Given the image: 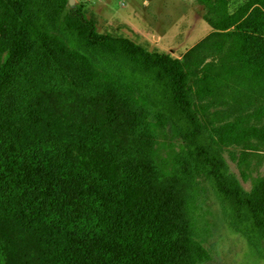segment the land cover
Here are the masks:
<instances>
[{
  "label": "trees",
  "instance_id": "trees-1",
  "mask_svg": "<svg viewBox=\"0 0 264 264\" xmlns=\"http://www.w3.org/2000/svg\"><path fill=\"white\" fill-rule=\"evenodd\" d=\"M68 1L12 0L17 19L5 31L0 105L22 67L32 68L43 89L0 118V264L198 261L188 246L204 231L194 192L134 149L105 90L61 105L50 93L61 83L52 66L58 56L142 98L145 123L167 125L180 137L204 170L222 221L264 260V211L207 133L188 73L167 55L99 33L77 6L67 9ZM252 6L238 24V58L263 74L264 0Z\"/></svg>",
  "mask_w": 264,
  "mask_h": 264
},
{
  "label": "rangeland",
  "instance_id": "rangeland-1",
  "mask_svg": "<svg viewBox=\"0 0 264 264\" xmlns=\"http://www.w3.org/2000/svg\"><path fill=\"white\" fill-rule=\"evenodd\" d=\"M252 5L253 0H73L67 9L77 6L99 33L126 37L148 51L167 55L188 73L194 109L207 133L264 211V71H254L238 58L243 45L238 24ZM15 19L12 0H0V64L6 53L5 31ZM62 57L58 56L59 65L52 64L61 81L56 85L59 90L50 92L56 100L68 105L73 95L88 96L97 90L101 95L105 90L134 149L150 159L156 172L187 182L184 185L194 192L204 230L197 241L188 242L198 256L196 264H264L222 221L204 170L191 159L180 137L167 125L145 123L144 100L76 59L67 66ZM39 89L43 88L35 83L32 68L22 67L1 102L0 118L3 110L18 108L21 98L35 96ZM9 116V122L14 120Z\"/></svg>",
  "mask_w": 264,
  "mask_h": 264
},
{
  "label": "water",
  "instance_id": "water-1",
  "mask_svg": "<svg viewBox=\"0 0 264 264\" xmlns=\"http://www.w3.org/2000/svg\"><path fill=\"white\" fill-rule=\"evenodd\" d=\"M68 4H69L70 6H73V0H69V1H68Z\"/></svg>",
  "mask_w": 264,
  "mask_h": 264
}]
</instances>
